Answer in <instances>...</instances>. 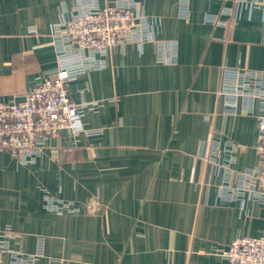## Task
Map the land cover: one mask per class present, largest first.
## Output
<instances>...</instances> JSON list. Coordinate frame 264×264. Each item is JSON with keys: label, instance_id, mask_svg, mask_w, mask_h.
<instances>
[{"label": "crops", "instance_id": "1", "mask_svg": "<svg viewBox=\"0 0 264 264\" xmlns=\"http://www.w3.org/2000/svg\"><path fill=\"white\" fill-rule=\"evenodd\" d=\"M135 1L149 41L111 48L104 69L67 87L73 102L97 104L82 124L101 132L62 131L28 166L0 152V227L24 255L44 239L36 264H228L234 240L264 238V203L222 196L264 163L258 117L223 115L218 94L224 68L264 69V4L191 0L185 20L180 0ZM74 8L75 0H0V102L21 101L56 75L52 28ZM215 145L222 162L236 147L229 170L206 159ZM45 195L82 210L98 198L100 210L58 214Z\"/></svg>", "mask_w": 264, "mask_h": 264}, {"label": "built area", "instance_id": "2", "mask_svg": "<svg viewBox=\"0 0 264 264\" xmlns=\"http://www.w3.org/2000/svg\"><path fill=\"white\" fill-rule=\"evenodd\" d=\"M237 4H264V0H231ZM191 0L179 1V17L189 19ZM141 3L135 0H113L101 7L100 0H75L74 12L69 20L52 28L57 72L37 88L22 96L21 101L0 102V152L9 153L20 165L35 164L50 139L66 131L72 136L99 134L87 130L82 124L86 110H94L97 104H77L68 95V84L90 71L106 67L108 52L122 44H142L149 41V23L141 12ZM233 10L224 7L222 16H231ZM219 25L226 22L215 17ZM174 47V46H173ZM158 59L165 61L164 52H157ZM173 62V56H171ZM222 102V114L226 116H251L257 114L259 121L258 154L264 160V69L224 68L218 92ZM235 146L222 151L213 146L207 160L209 163L229 170L234 162ZM227 199L248 198L264 203V163L239 175V185L223 186ZM45 206L58 214L64 212L94 215L100 210L98 198L84 205L83 210L72 203L45 195ZM15 234L10 228L0 227V264H36L44 256V239L39 238L36 252L21 254L11 248ZM224 256L228 264H264V238L239 237L234 240ZM8 257V262L6 258ZM50 264H62L53 259Z\"/></svg>", "mask_w": 264, "mask_h": 264}]
</instances>
